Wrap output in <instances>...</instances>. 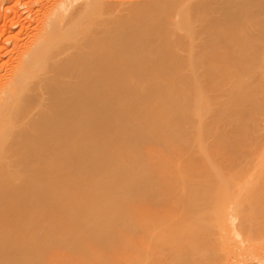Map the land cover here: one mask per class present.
<instances>
[{
	"label": "bare ground",
	"instance_id": "6f19581e",
	"mask_svg": "<svg viewBox=\"0 0 264 264\" xmlns=\"http://www.w3.org/2000/svg\"><path fill=\"white\" fill-rule=\"evenodd\" d=\"M31 4L0 44V264H205L207 221L264 235V0Z\"/></svg>",
	"mask_w": 264,
	"mask_h": 264
},
{
	"label": "rangeland",
	"instance_id": "374dc122",
	"mask_svg": "<svg viewBox=\"0 0 264 264\" xmlns=\"http://www.w3.org/2000/svg\"><path fill=\"white\" fill-rule=\"evenodd\" d=\"M32 1H37V0H5V1L4 0H0V42H1L0 44L3 45V44H5L7 42L8 48L9 49H12V47H13L12 46L13 45L12 42H14V41H12V40L10 41V38H11V36L13 34H15V32L13 34H10V32H9L10 31V27L9 26H11L15 21H17V18H19V15L20 14H23L24 17L27 18V15L31 11V6L30 5H32L31 4ZM28 4H29V6H28ZM26 10H28V11L26 12ZM13 12L15 13V15H14ZM10 13H11V15H10ZM26 13H27V15H25ZM16 14H17V16H16ZM35 14H34L35 17L32 16V18H34L36 20H27L25 22V24H26V27L25 28H22L21 27V29H20V26H19V28L17 26L18 30H20V31H18L17 28H16V30L18 32L16 30L15 31L17 32V34H20L21 33L20 36L22 38L23 37L25 38L26 36H28V35L25 36V34H29L32 31V30L29 31L30 30L28 28L29 22H31L32 24H35L36 23V25H37V18L36 17H37L38 14L37 13H35ZM2 17L5 19V21H4V19ZM25 18H24V20H25ZM11 19H12V21H11ZM2 20H3V22H2ZM4 25H6V26L8 25V26L6 27ZM36 25H34V26H36ZM29 26H30V24H29ZM2 35H3V37H2ZM4 37H5V39H4ZM7 37H8V39H7ZM9 43H10V45H9ZM0 47H1V45H0ZM4 53H5V51H3V54ZM262 55H264V53ZM8 56L9 55L5 56V58L9 59ZM259 69H261V67H259ZM234 78H235V76L227 77V78H224V79L223 78L216 79L212 83L213 86L211 88L202 91V96L198 95L194 99L198 100L201 97H206L208 95H211V94L216 93L217 91L215 90V87L217 85H222V87H223V85H226L227 87H229V90L238 89V88H236L237 87L236 85L238 84V81H235L234 83H231V79H234ZM224 81H226V83H224ZM188 91L189 92H192L193 91V88H189ZM261 95H262V93H261ZM260 101H261V99H260ZM206 110H207L206 108H203V109H200L199 111L204 112V114H212V112H213L211 109H209L207 111ZM191 118L196 120V116L194 115V113H193V115H191ZM263 132H264V130H263ZM191 133H192V136L190 137L191 140L187 141L188 147L191 150V151H188V155L191 156V157H193L195 160L198 161L199 157L197 159V155L199 153H201L199 151V144H201L202 146H205L207 143H203V142H199L198 141V139H197V136H198L197 131H191ZM204 136H205V139L207 141V139L210 138L211 133H205ZM263 144H264V139L259 143L258 146L252 144L251 148H256L258 150V153H259L260 148H263V147H261ZM181 153L182 152H177V153H173L172 154V157L175 159V161H178L179 164H181L182 160L184 161L186 159V156L185 155H181ZM205 154L207 156H203ZM205 154L201 153V156H200V160H203V162H201V161L199 162L198 161V163H201V165H203V166H204V164L206 165V163H204V162H206V159H207V161L210 162L211 157H212V155L209 154V153H206L205 152ZM183 156H185V159H182V158H184ZM177 158H179V160ZM180 159H182L181 162H180ZM253 164H254V162L250 163L249 166H253ZM218 220L217 219H214V222L213 221L212 222L207 221V222H205V223H203V224L200 225V227L205 228L207 230H210V233L208 234L209 236H207V238H206V242H205L206 243V245H205L206 247L204 246V247L199 248L197 250V252L195 253L194 256L195 257L197 256V259L199 257V254H202V253L204 254L205 253L204 250H206V248H208L206 250L207 251V257H205L206 255L204 256L202 254L203 255L202 256V259H203V257H205V259H206V260L204 259L205 261L203 260L205 264H264V235L258 236L259 233H257V232L256 233L253 232V234H251L250 231H248V229H249L248 225L250 226V224H248V225L246 224V223H248V221L245 224H243L244 227L241 228L242 230H240V228H239V229H236V232L235 231L232 232L231 230H233V228L231 229L229 227V225H228V228H227V223H225L226 226H223L222 227L221 226L222 225V222H219ZM223 225H224V223H223ZM245 225H247L246 226V228L248 227L247 229L245 228ZM252 226H253V224H252ZM240 227H242V225ZM221 228H223L225 230V231L223 230L224 233L222 232V229ZM243 229L245 230V232H242ZM230 232H231L232 235H230ZM261 232H262V230H261ZM256 234H257V236H256ZM260 235H261V233H260ZM170 238L171 237H168L167 238L169 242L173 243V242L176 241V240L173 241ZM255 240H256V242H255ZM144 241H145V239H144ZM148 241L150 243V241H151L150 238L148 239ZM143 243H145V242H143ZM149 243L146 244L147 247L144 250L150 249ZM153 245H154V247L156 246L155 244H153ZM155 250H157L156 247H155ZM152 252L156 253V251H152ZM140 253H142V252H140ZM144 253H142V254L144 255V257H146V252H144ZM168 253L170 254L169 250H167L166 254H168ZM201 262H202V260H201Z\"/></svg>",
	"mask_w": 264,
	"mask_h": 264
}]
</instances>
